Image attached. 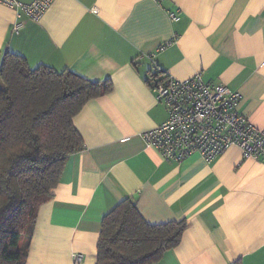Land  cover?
Here are the masks:
<instances>
[{
    "label": "crops",
    "instance_id": "1",
    "mask_svg": "<svg viewBox=\"0 0 264 264\" xmlns=\"http://www.w3.org/2000/svg\"><path fill=\"white\" fill-rule=\"evenodd\" d=\"M6 52L113 84L73 120L84 148L38 210L27 264H96L102 221L128 198L149 224L187 221L157 264H264V163L237 147L169 162L142 138L168 118L148 85L154 53L173 78L203 71L240 92L239 112L264 129V0H54L37 22L0 3Z\"/></svg>",
    "mask_w": 264,
    "mask_h": 264
},
{
    "label": "trees",
    "instance_id": "2",
    "mask_svg": "<svg viewBox=\"0 0 264 264\" xmlns=\"http://www.w3.org/2000/svg\"><path fill=\"white\" fill-rule=\"evenodd\" d=\"M157 75L165 72L158 70ZM69 70L31 68L20 55L0 60V264H27L39 208L53 198L68 159L83 150L74 118L110 94ZM186 220L147 223L137 203L122 201L102 221L96 264H157L180 246ZM234 264H242L236 262Z\"/></svg>",
    "mask_w": 264,
    "mask_h": 264
},
{
    "label": "built area",
    "instance_id": "3",
    "mask_svg": "<svg viewBox=\"0 0 264 264\" xmlns=\"http://www.w3.org/2000/svg\"><path fill=\"white\" fill-rule=\"evenodd\" d=\"M54 0H18L0 3L19 10L33 21H40ZM172 19H176L171 15ZM23 28L17 24L14 31ZM151 55L152 71L148 85L157 100L166 106L168 118L156 128L142 134L149 146L155 147L166 161L181 163L199 156L211 163L231 147H237L244 160L264 163V129H259L239 112L240 92L204 79V72L187 80L157 75L161 70ZM83 254L74 255V264H82Z\"/></svg>",
    "mask_w": 264,
    "mask_h": 264
}]
</instances>
